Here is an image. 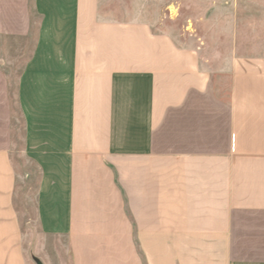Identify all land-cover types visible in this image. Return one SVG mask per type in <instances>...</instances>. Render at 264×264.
Instances as JSON below:
<instances>
[{
    "label": "crops",
    "instance_id": "1",
    "mask_svg": "<svg viewBox=\"0 0 264 264\" xmlns=\"http://www.w3.org/2000/svg\"><path fill=\"white\" fill-rule=\"evenodd\" d=\"M233 42L0 0V264H264V56Z\"/></svg>",
    "mask_w": 264,
    "mask_h": 264
},
{
    "label": "rangeland",
    "instance_id": "2",
    "mask_svg": "<svg viewBox=\"0 0 264 264\" xmlns=\"http://www.w3.org/2000/svg\"><path fill=\"white\" fill-rule=\"evenodd\" d=\"M111 6L122 10L123 16L135 13L144 18L156 20L161 30L172 32L180 40H196L197 44L204 45L210 54L214 43V56L223 57L229 54L231 45L238 40L237 50L245 55L264 56V0H108ZM214 9V12L212 11ZM233 18V21H232ZM233 22V31H232ZM11 55H17L18 41H10ZM2 45V43H1ZM216 66V65H214ZM18 65L11 66L10 77L14 82ZM21 219L25 221L34 217L33 208L23 201L20 204ZM27 227V225H26ZM48 240V241H47ZM43 241L56 243L66 248L61 241ZM38 241V240H37ZM32 238L31 248L37 243ZM53 261L30 252V261L37 264L46 260L47 264L61 262L70 264L68 251H57Z\"/></svg>",
    "mask_w": 264,
    "mask_h": 264
},
{
    "label": "water",
    "instance_id": "3",
    "mask_svg": "<svg viewBox=\"0 0 264 264\" xmlns=\"http://www.w3.org/2000/svg\"><path fill=\"white\" fill-rule=\"evenodd\" d=\"M37 264H43L42 262H40V261H38V263Z\"/></svg>",
    "mask_w": 264,
    "mask_h": 264
}]
</instances>
